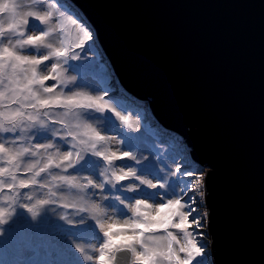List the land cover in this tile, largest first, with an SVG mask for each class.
Masks as SVG:
<instances>
[{
	"label": "rangeland",
	"instance_id": "374dc122",
	"mask_svg": "<svg viewBox=\"0 0 264 264\" xmlns=\"http://www.w3.org/2000/svg\"><path fill=\"white\" fill-rule=\"evenodd\" d=\"M84 20L67 0H0V220L13 226L24 220L16 212L38 209L46 233L47 203L51 222L59 213L79 231L54 229L49 247L34 239L36 251L19 250L21 243L12 251L0 227L1 242L13 264H114L120 248L132 249L134 264H212L202 186L208 167L190 159L175 132L147 120L145 105L114 103L130 95L120 86L119 93ZM102 63L113 85L87 77L106 73ZM165 131L179 141L167 144ZM74 155L77 168L66 170ZM99 174H113L121 190L107 197ZM54 202L67 206L57 212Z\"/></svg>",
	"mask_w": 264,
	"mask_h": 264
},
{
	"label": "water",
	"instance_id": "95a60500",
	"mask_svg": "<svg viewBox=\"0 0 264 264\" xmlns=\"http://www.w3.org/2000/svg\"><path fill=\"white\" fill-rule=\"evenodd\" d=\"M67 1L120 87L208 167L211 263L264 264V0Z\"/></svg>",
	"mask_w": 264,
	"mask_h": 264
},
{
	"label": "trees",
	"instance_id": "16d2710c",
	"mask_svg": "<svg viewBox=\"0 0 264 264\" xmlns=\"http://www.w3.org/2000/svg\"><path fill=\"white\" fill-rule=\"evenodd\" d=\"M74 12L77 14L76 11H74ZM95 51H96L97 54H100L97 49H95ZM103 67L105 68V72L106 73L100 74L99 71H101V70H99V71H97V74L91 73V75L87 76V77L96 78L102 85H109L110 83H112L116 79L114 78V76H112V74L110 73L109 69L104 64H103ZM91 70H93V69L91 68ZM108 77H109V80L107 81ZM101 80L104 81V82H101ZM113 84L114 83H112V85ZM119 86L120 85H118L117 87H118L119 90H121ZM119 93L121 95H124V92H122V90L119 91ZM108 94L114 96V94L111 93V92L110 93L108 92ZM122 98H118V95H116L115 99L113 100L114 103L116 105H119V107H121V108L131 109L130 106L132 105V103H134L136 105H142L143 108H144V105L146 106V104L144 102H141V101L133 98L132 96L127 97L128 100H126L124 98L122 99ZM146 107H145V109H143V112H144L143 115L145 114L146 117H147V120H149L150 117L148 118V116H149L150 113L148 111V108H146ZM136 112L140 113L139 111H136ZM146 117H144V118H146ZM49 125H51V124H49ZM163 140H167V144H169L170 146L174 145V141L175 140L179 141V139L176 136H174L172 133H169L167 131H165L164 134H163ZM179 143H182V142H179ZM180 148H182V146H180ZM178 149L179 148L176 146L174 151H177ZM75 161H76V157L74 155V158H73L71 166L66 168V170H72L73 171L74 168H77V166L75 165ZM73 162H74V164H73ZM101 162H105V161H103V159H102ZM98 166H99V164L96 163L95 165H92L91 167H93V169H95ZM103 166L108 167L107 165H103ZM79 169H81V168H79ZM93 169H91L89 167V171H93ZM84 170H88V169H84ZM112 177H113V174L111 175V177L109 175L108 178H106V177L103 178L102 174H99L97 176V179L99 180V185H101L100 187L103 188V190L108 193L107 197H110V193H114L115 190H121L120 187H118L117 185L112 187V185H113L112 182H111ZM65 184L66 183H64V185ZM91 185L95 187V185L92 182H91ZM78 186H79V184L76 183V185L73 186V188H71V189L74 190L76 187L78 188ZM65 189H66V187H63L62 190H65ZM81 191H83V190H81ZM81 191H79V192H81ZM85 193H88V191L84 190L83 194H85ZM120 193H123V190ZM84 200H86V199L84 198ZM50 205H48L46 203V206H44V211L46 213L45 216L48 219V222H47L48 231L46 230V233L43 231L44 218L42 217V215L38 214V212H39L38 209L35 210L37 212V213H35L36 216L33 215V212L32 213H25V212H21V211L20 212H16V213H22L24 215V218H23L24 220H19L18 219L16 221L15 220L12 221L13 223H11V224H13V226H8V224H7V226H4L2 221L0 220V227H1V229L4 230L3 234L7 235L6 239H7V242L10 243V250L17 251L16 246H17L18 243H21V245L18 246L19 250L23 251L24 250V245H26V247H31L33 249V251H36L34 249V247L31 246V243L33 244L34 239L37 240V244L39 246L41 245V246H44V247L47 248V247H49L51 245V243L49 241L50 238H48V234H50L54 229H63V230L68 231L70 233L79 232L77 230V228L74 227V224L72 222H69L64 217H61V216L59 217V215H60L59 213H58L59 215L58 214L56 215L57 220H55L54 222H51L52 217L49 216V213H48V210H47V208ZM52 206H55L54 209H55V211L58 212V210H57L58 207L67 206V205L58 204V203L54 202V204ZM86 207L87 206H85L83 204L80 214H75V217L78 220H82L83 215H85V213H87V208ZM64 220L66 221V223L64 222ZM0 243H1V247H2V249H0V264H13L14 260L17 259L16 256L14 255V253H10V250H9V252L7 251L5 241L1 242V240H0ZM52 243H54V242H52ZM36 254L39 255V252H36ZM40 254L43 255V252L40 251ZM10 256H12V261L11 262H10ZM18 259H21V258H18ZM40 263H38V264H40ZM139 263L140 262H138V264Z\"/></svg>",
	"mask_w": 264,
	"mask_h": 264
}]
</instances>
